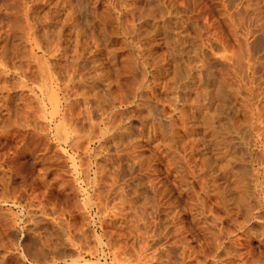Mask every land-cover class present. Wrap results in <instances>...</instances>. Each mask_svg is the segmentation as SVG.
<instances>
[{"label": "rangeland", "instance_id": "1", "mask_svg": "<svg viewBox=\"0 0 264 264\" xmlns=\"http://www.w3.org/2000/svg\"><path fill=\"white\" fill-rule=\"evenodd\" d=\"M255 3L0 0V264H264ZM95 75L123 127L87 121L77 83Z\"/></svg>", "mask_w": 264, "mask_h": 264}, {"label": "bare ground", "instance_id": "2", "mask_svg": "<svg viewBox=\"0 0 264 264\" xmlns=\"http://www.w3.org/2000/svg\"><path fill=\"white\" fill-rule=\"evenodd\" d=\"M63 1V0H62ZM184 1V0H183ZM256 3V12L257 13H255V14H258V19L260 20V23H261V25H262V28H263V31H264V0H254ZM70 2V1H69ZM97 2V1H96ZM116 2V1H115ZM121 3V2H120ZM180 3V2H179ZM56 4V3H55ZM109 4V3H108ZM69 5V4H68ZM254 5V4H253ZM58 7V6H57ZM253 7V6H252ZM71 8H72V6H71ZM226 9V8H225ZM106 10V9H105ZM69 11V10H68ZM167 11V10H166ZM178 11V10H177ZM252 11H254V10H252ZM67 13V12H66ZM70 13H71V11H70ZM252 13V12H251ZM125 14V13H124ZM172 14V13H171ZM179 14V13H178ZM242 14V13H241ZM248 14V13H247ZM56 15V14H55ZM244 15V14H243ZM125 16V15H124ZM257 16V15H256ZM59 17V16H58ZM100 17V16H99ZM105 17V16H104ZM182 17V16H181ZM252 17V16H251ZM250 18V17H249ZM66 19V18H65ZM103 19V18H102ZM115 19V18H114ZM182 19V18H181ZM247 19V18H246ZM68 20V19H67ZM63 21V20H62ZM257 21V20H256ZM45 22V21H44ZM65 22V21H64ZM67 22V21H66ZM241 22H243V21H241ZM245 22V21H244ZM178 23V22H177ZM239 23V22H238ZM253 23H255V22H253ZM258 23H259V21H258ZM166 24H167V21H166ZM256 24H257V22H256ZM34 25V24H33ZM66 25V24H65ZM167 25H169V23L167 24ZM171 25V24H170ZM169 25V26H170ZM241 25V24H240ZM63 27H64V25H62ZM61 27V26H60ZM113 27V26H112ZM168 27V26H167ZM259 27H261V26H259ZM28 28V27H27ZM168 28H170V27H168ZM167 28V29H168ZM176 28H177V26H176ZM181 28V27H180ZM234 28V27H233ZM144 29V28H143ZM49 30V29H48ZM56 30V29H55ZM70 30V29H69ZM165 30V29H164ZM251 30V29H250ZM62 28H61V30H56V31H54V32H52V34L53 35H55L56 37H54V38H57V37H60V36H62L61 34H62ZM45 32H47V31H45ZM236 32V31H235ZM243 32V31H242ZM251 33V32H250ZM250 33H249V31L247 32V37H249L248 35H250ZM50 34V33H49ZM51 34V35H52ZM69 34H70V32H69ZM237 34V33H236ZM245 34V33H244ZM252 34V33H251ZM83 35H85V34H83ZM253 35V34H252ZM251 35V36H252ZM261 35V34H260ZM264 35V34H263ZM263 35H261V36H263ZM34 36V35H33ZM236 36V35H235ZM70 37V36H69ZM68 37V38H69ZM76 37H77V35H76ZM233 37V36H232ZM138 38V37H137ZM236 38V37H235ZM46 39V38H45ZM70 39V38H69ZM249 39H250V37H249ZM261 40V39H260ZM76 40L74 39V42H75ZM248 41V40H247ZM256 41V40H255ZM35 42V41H34ZM123 42V41H122ZM184 40L181 38V39H178L177 40V44H179L178 46H180L181 48L182 47H184ZM188 42V41H187ZM62 43V42H61ZM252 43V42H251ZM250 43V44H251ZM74 44V43H73ZM86 44V43H85ZM79 45V43H78V41L76 42V46H75V48H77V46ZM58 46V45H57ZM90 46V45H89ZM177 46V45H176ZM84 47V46H83ZM255 47H257V46H255ZM263 47V46H262ZM72 48H74V47H72ZM65 49V48H64ZM79 49V48H78ZM96 49V48H95ZM121 49V48H120ZM252 48H251V45H249V44H247V46H246V49L244 48V52L245 51H247V52H249L250 50H251ZM66 50V49H65ZM77 49H73L72 50V52L73 53H77V51H76ZM85 50V49H84ZM122 50V49H121ZM190 50V49H189ZM241 50H243V49H241ZM95 51V50H94ZM97 51V50H96ZM123 51V50H122ZM173 51V50H172ZM256 51V50H255ZM101 52V51H100ZM259 52V51H258ZM64 53H65V55L67 56L68 55V52H66V51H64ZM183 53H184V51H183V48L182 49H180L179 50V55H182L183 56ZM57 54V53H56ZM78 54V53H77ZM126 54H129V53H126ZM254 54H256V52L254 53ZM253 54V55H254ZM259 54V53H258ZM94 55V54H93ZM51 56V55H50ZM80 56V55H79ZM188 56V55H187ZM192 56V55H191ZM124 57H126L124 60H123V62H121V60H120V62L121 63H123L124 65L123 66H121V68L119 69V71L121 72V73H123V74H125V77H124V81H126V83H132V84H134V83H137V85H140V87L142 86V84L144 83V81L147 79V77H146V75H144V73H142V67H140V66H138V63H136V59H134L133 58V56H132V54H129V55H127V56H124ZM140 57V56H139ZM178 57V56H177ZM254 57V56H253ZM53 58V57H52ZM92 58V57H91ZM138 58V57H137ZM184 58V57H183ZM182 58V59H183ZM68 59V58H67ZM90 59V58H89ZM175 59V58H174ZM177 59V58H176ZM188 59V58H187ZM184 60V59H183ZM186 60V59H185ZM175 61V60H174ZM173 61V62H174ZM178 61H180V60H178ZM187 61V60H186ZM185 61V62H186ZM191 61V60H190ZM88 62V61H87ZM87 62L85 63V65H83V67L85 68H87ZM93 62V61H92ZM91 62V63H92ZM255 62V61H254ZM94 63V62H93ZM183 65L185 64V63H183V61L181 62ZM187 63V62H186ZM73 64V63H72ZM76 64V63H75ZM96 64V63H95ZM140 65H142L143 66V68H144V63H141ZM180 65V64H179ZM183 65L181 66L182 68H183ZM186 66H187V64H185ZM69 66H72V65H69ZM117 66V65H116ZM181 67H179V68H181ZM185 67V66H184ZM252 67H254V66H252ZM187 68V67H186ZM189 68V67H188ZM187 68V69H188ZM212 68V67H211ZM97 70L96 69V67H94V66H92V68L90 67L89 68V70ZM139 70V71H138ZM142 70V71H141ZM175 70V69H174ZM183 70H184V68H183ZM186 70V69H185ZM213 70V69H212ZM254 70V69H253ZM70 71V70H69ZM145 71V70H144ZM175 71H177V70H175ZM192 71V70H191ZM252 71V70H251ZM167 72V71H166ZM184 72V71H183ZM185 72H187V71H185ZM181 73V72H180ZM188 73L190 74V71H188ZM183 74V73H182ZM189 74H187V75H189ZM253 74V73H252ZM76 75V74H75ZM91 75V74H90ZM120 76H121V74H119ZM176 75H178V74H176ZM100 76V75H99ZM181 76V75H180ZM186 76V75H185ZM191 76V75H190ZM211 76H213L212 74H211ZM84 77V76H83ZM104 77V76H103ZM176 77V76H175ZM178 77V76H177ZM184 77V76H183ZM69 78V77H68ZM79 78H80V76H79ZM84 78H86L85 80L83 79V80H79V82L77 83V86H84L86 83H88L87 81L88 80H91L92 81V84H91V86L90 87H88V88H92L91 90H92V92H93V94L91 95H89V92H88V90H87V93H82L83 95H81L80 97H82V99L80 100V102H81V104L83 105V106H85V115L87 116V121H91V120H93L92 118H93V111L94 110H96L97 112H99V113H101L100 115V119H101V123L103 124V126H105V128L107 127V124H108V126L111 124L110 122H112L113 123V119L114 118H116L117 119V112H115L114 111V99H113V93L111 92V88L110 89H108L107 90V88L105 89V90H101V86H103L102 84L104 83V81L100 78V77H97L96 75L95 76H92L91 78H87V77H84ZM185 78V77H184ZM189 78V77H188ZM213 78H214V76H213ZM176 79V78H175ZM182 79V78H181ZM192 79V78H191ZM140 80V81H139ZM176 80H178V79H176ZM175 80V81H176ZM212 80V79H211ZM174 81V82H175ZM190 81V80H189ZM193 81V80H192ZM208 81V80H207ZM210 81V80H209ZM208 81V82H209ZM218 81V80H217ZM71 82V81H70ZM125 83V82H124ZM146 83V82H145ZM179 83V82H178ZM187 83H188V81H187ZM187 83H185V84H187ZM111 84V83H110ZM110 84L108 85V86H110ZM176 84V83H175ZM131 85V84H130ZM252 85V83L250 84V86ZM262 85V84H261ZM86 86V85H85ZM85 86L83 87V89L85 88ZM117 86V85H116ZM145 86V85H144ZM150 87V86H149ZM71 88V87H70ZM109 88V87H108ZM120 88V87H119ZM122 88H125L126 89V85H124L123 84V86H122ZM175 88V87H174ZM179 87H177L176 89H178ZM251 88V87H250ZM264 88V87H263ZM262 88V89H263ZM86 89V88H85ZM132 89H135V88H132ZM184 89V88H183ZM220 89V88H219ZM254 89V88H253ZM260 89V88H259ZM91 90H89V91H91ZM139 90V89H138ZM191 90V89H190ZM127 91V90H126ZM177 91V90H176ZM218 91V90H217ZM249 91V90H248ZM253 91V90H252ZM262 91V90H261ZM51 92V91H50ZM55 92V91H54ZM91 92V93H92ZM180 92H182V91H180ZM249 92H251V91H249ZM53 93V92H52ZM132 94H127L126 96H125V99H124V101H126V99L128 100V101H132V103L133 104H138L137 103V101L138 100H136L137 98L139 99V97H138V93H137V91H132L131 92ZM255 93V92H254ZM70 94H72V93H70ZM217 94V93H216ZM220 95H222L221 93H219ZM264 94V93H263ZM50 95V94H49ZM68 95V94H67ZM76 95V94H75ZM79 95V94H78ZM180 95H182V93L180 94ZM261 95V94H260ZM52 96V95H51ZM185 96V95H184ZM227 96V95H226ZM78 97V96H77ZM219 97V96H218ZM253 97H254V95H253ZM263 97V96H262ZM181 98V97H180ZM184 97H182L181 98V101H182V99H183ZM221 98H222V96H221ZM225 98V97H224ZM255 98H253V100H254ZM263 99V98H262ZM251 100V99H250ZM256 101H257V99H256ZM214 102V101H213ZM258 102V101H257ZM261 102V101H260ZM76 103V102H75ZM122 103H124V102H122ZM221 103H223V102H221ZM252 103V102H251ZM77 104H78V102H77ZM143 104V103H142ZM150 104V103H149ZM219 104V103H218ZM146 106H147V104H145ZM144 105V106H145ZM150 105H152V104H150ZM217 105V104H216ZM224 105V104H223ZM222 105V106H223ZM141 106H143V105H141ZM143 106V107H144ZM153 106V105H152ZM219 106H221V105H219ZM225 106H227V105H224V107ZM109 109H108V108ZM58 108V107H57ZM216 108V107H215ZM256 108H258V106L256 107ZM109 110V111H108ZM154 110V109H153ZM153 110H152V113H154L153 112ZM224 110V109H223ZM258 110H259V108H258ZM70 111H72V109L70 110ZM148 111V110H147ZM149 111H151L150 109H149ZM255 111V110H254ZM260 111V110H259ZM67 112V111H66ZM156 112V111H155ZM226 112V111H225ZM72 113V112H71ZM141 113V112H140ZM222 113V112H221ZM227 113V112H226ZM155 114V113H154ZM157 114V113H156ZM80 115V114H79ZM78 115V116H79ZM82 115H84L83 113H82ZM116 115V116H115ZM150 115V114H149ZM158 115V114H157ZM221 115H223V114H221ZM226 115V114H225ZM71 116V115H70ZM121 116V115H120ZM151 116V115H150ZM153 116H155V115H153ZM255 116V115H254ZM258 116V115H257ZM80 117H81V115H80ZM114 117V118H113ZM125 119V118H124ZM145 119H147V116H146V118ZM207 120V119H206ZM205 119H204V121H206ZM106 121H107V123H106ZM115 122V121H114ZM121 122V121H120ZM119 122V124H117V122H116V124H114L113 123V125H111V127H113V126H116V127H118V128H121V127H123V124H124V122L122 123H120ZM83 123V122H82ZM89 123V122H88ZM91 123V122H90ZM97 123V122H96ZM97 126L99 127V123L97 124ZM257 126V125H256ZM95 127V126H94ZM101 128V127H100ZM126 128H127V126H126ZM96 129V128H95ZM258 129H259V127H258ZM112 130V129H111ZM118 130V129H117ZM129 130V129H128ZM261 130V129H260ZM88 131V130H87ZM102 132V136H104V134L105 133H108L107 131V129H103V130H101ZM120 131V130H119ZM111 132V131H110ZM212 132H214V131H212ZM112 133V132H111ZM97 134V133H96ZM110 134V133H109ZM116 134V133H115ZM120 134V133H119ZM118 134V135H119ZM108 135V134H107ZM101 136V137H102ZM122 136H123V134H122ZM119 137H120V135H119ZM103 138V137H102ZM120 138H122V137H120ZM111 139V138H110ZM101 140V139H100ZM118 140H119V138H118ZM121 140V139H120ZM125 140H126V138H125ZM128 140V139H127ZM105 141V140H104ZM111 141V140H110ZM114 141V140H113ZM118 142V141H117ZM123 142V141H122ZM128 142V141H127ZM125 143V142H124ZM260 143V142H259ZM123 144V143H122ZM261 144V143H260ZM118 145V144H117ZM129 145V144H128ZM262 145H264V144H262ZM136 146V145H135ZM210 149V148H209ZM216 150V149H215ZM118 158V157H117ZM121 158V157H120ZM124 159H125V157H124ZM261 160V159H260ZM258 160H256V162H257ZM221 162V161H220ZM211 163V162H210ZM206 164V163H205ZM257 164V163H256ZM260 164H263L262 162H260ZM259 164V165H260ZM258 165V166H259ZM207 167V166H206ZM231 167V166H230ZM263 167V166H262ZM226 168V167H225ZM227 170H229V169H227ZM234 172V171H233ZM262 172V171H261ZM263 173H264V170H263ZM239 174V173H238ZM256 174H258V173H256ZM260 174V173H259ZM241 175V174H240ZM233 177V176H232ZM237 178V177H236ZM258 178V177H257ZM233 179V178H232ZM238 179V178H237ZM1 180V179H0ZM240 181V180H239ZM238 181V182H239ZM255 181V180H254ZM259 183V182H258ZM256 184V183H255ZM238 187V186H237ZM238 189V188H237ZM242 192V191H241ZM246 194V193H245ZM244 194V195H245ZM245 198H246V195L244 196Z\"/></svg>", "mask_w": 264, "mask_h": 264}]
</instances>
